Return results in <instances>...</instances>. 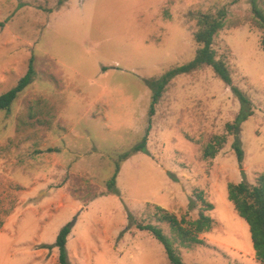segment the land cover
Masks as SVG:
<instances>
[{"label":"rangeland","instance_id":"374dc122","mask_svg":"<svg viewBox=\"0 0 264 264\" xmlns=\"http://www.w3.org/2000/svg\"><path fill=\"white\" fill-rule=\"evenodd\" d=\"M223 7L214 48L253 103L241 124L243 160L232 134L204 156L241 105L207 64L170 81L152 116L149 153L123 160L148 130V79L192 60L198 15ZM0 20V94L31 56L35 69L10 109H0V264H58L53 244L69 221L71 264H172L163 243L138 227L147 223L187 263L263 264L228 197L241 169L251 184L264 171V48L252 0H0ZM198 191L214 203L205 210L214 223L200 234L204 243L186 247L157 205L194 219Z\"/></svg>","mask_w":264,"mask_h":264},{"label":"trees","instance_id":"16d2710c","mask_svg":"<svg viewBox=\"0 0 264 264\" xmlns=\"http://www.w3.org/2000/svg\"><path fill=\"white\" fill-rule=\"evenodd\" d=\"M226 15L227 11L225 7L220 8L214 13H200L197 20L198 27L194 32V39L198 44L194 58L185 64L168 69L160 76L148 79V84L152 89L148 130L139 143L121 154L123 160L137 151L149 153L147 140L152 116L155 113L156 104L163 96L170 81L180 73L191 72L205 64L210 65L216 74L230 86L233 93L239 98L241 105L234 119L226 122V132L212 136L204 148V156L214 157L227 141V134H232L234 136L232 146L235 149L238 159L240 161L243 160L244 151L240 139L241 124L253 114V103L250 96L233 82L232 72L227 62L218 57L217 51L214 48L215 36L219 30L224 27ZM252 17L255 23L262 29L261 45L264 48V9L257 4L256 0H252ZM3 23L4 22L0 20V25H3ZM33 62L34 57L31 56L27 71L20 78L18 83L0 94V109H10L18 93L32 81L35 73ZM119 166V164L116 165L115 173L106 182L107 189L110 192L117 191L116 178ZM228 197L233 202L238 214L248 222L255 256L257 260L264 264V171L258 174L255 184L243 181L238 183L228 182ZM197 198L200 200V211L198 216L194 219H187L185 216L179 218L174 212L157 205V209L160 211L159 220L168 222L172 231L180 239L181 244L186 247L204 243L200 234L209 230L214 223L213 217L205 212V210L213 209L214 203L206 200L202 191H198ZM189 205L193 207L195 201L191 199ZM73 226L74 221H69L63 225L53 244L57 246L59 251L58 264H71L68 258L67 239ZM138 227L149 230L156 239L163 243L172 264H193L183 260L174 240L168 237L158 224H138ZM53 245L45 244L44 246L52 247Z\"/></svg>","mask_w":264,"mask_h":264},{"label":"crops","instance_id":"0c3cea01","mask_svg":"<svg viewBox=\"0 0 264 264\" xmlns=\"http://www.w3.org/2000/svg\"><path fill=\"white\" fill-rule=\"evenodd\" d=\"M154 128V127H153ZM153 130V129H152ZM148 136H149V133H148ZM147 148L148 149H150V145H149V143L147 144ZM105 192H106V190H105ZM105 192H103V193H105ZM102 194V193H101ZM94 198V197H93ZM82 205V207L84 206L83 204H81ZM79 244L80 245H83L84 244V242L83 241H80L79 242ZM108 244H111V242H110V239H108ZM112 245V244H111Z\"/></svg>","mask_w":264,"mask_h":264},{"label":"water","instance_id":"95a60500","mask_svg":"<svg viewBox=\"0 0 264 264\" xmlns=\"http://www.w3.org/2000/svg\"><path fill=\"white\" fill-rule=\"evenodd\" d=\"M241 173H242V181H243V182H248V181H247L246 172H245L244 169H241Z\"/></svg>","mask_w":264,"mask_h":264}]
</instances>
